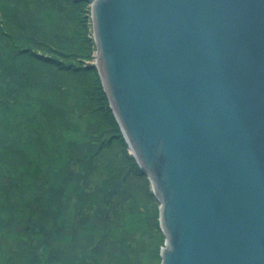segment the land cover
Instances as JSON below:
<instances>
[{
  "label": "water",
  "instance_id": "water-1",
  "mask_svg": "<svg viewBox=\"0 0 264 264\" xmlns=\"http://www.w3.org/2000/svg\"><path fill=\"white\" fill-rule=\"evenodd\" d=\"M92 66L159 202L160 264H264V0H92Z\"/></svg>",
  "mask_w": 264,
  "mask_h": 264
},
{
  "label": "trees",
  "instance_id": "trees-1",
  "mask_svg": "<svg viewBox=\"0 0 264 264\" xmlns=\"http://www.w3.org/2000/svg\"><path fill=\"white\" fill-rule=\"evenodd\" d=\"M92 0H0V264H160L159 202L95 66Z\"/></svg>",
  "mask_w": 264,
  "mask_h": 264
},
{
  "label": "rangeland",
  "instance_id": "rangeland-1",
  "mask_svg": "<svg viewBox=\"0 0 264 264\" xmlns=\"http://www.w3.org/2000/svg\"><path fill=\"white\" fill-rule=\"evenodd\" d=\"M90 9H91V2L90 3H88V10L90 11ZM89 15H90V17H91V13L89 12ZM91 30H92V21H91ZM90 34H91V31H90ZM91 37H92V34H91ZM93 40V39H92ZM94 42V41H93ZM95 44V43H94ZM95 51H96V46H95V48H94V51H93V54L95 55ZM94 60H95V57H94V59L89 63L90 64V66H92V63L94 62ZM128 150H129V148H128ZM129 152H130V150H129ZM131 153V152H130ZM150 187H151V183H150ZM158 209H159V205H158ZM164 245V241H163V244H162V246ZM162 246H161V248H162ZM161 248H160V251H161Z\"/></svg>",
  "mask_w": 264,
  "mask_h": 264
}]
</instances>
